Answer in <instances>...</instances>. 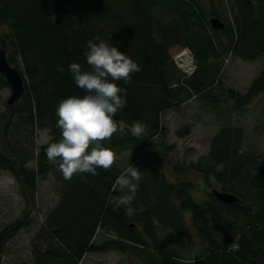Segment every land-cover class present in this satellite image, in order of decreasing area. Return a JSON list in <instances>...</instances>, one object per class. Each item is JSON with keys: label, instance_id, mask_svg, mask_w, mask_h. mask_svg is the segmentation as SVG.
I'll return each instance as SVG.
<instances>
[{"label": "trees", "instance_id": "1", "mask_svg": "<svg viewBox=\"0 0 264 264\" xmlns=\"http://www.w3.org/2000/svg\"><path fill=\"white\" fill-rule=\"evenodd\" d=\"M221 3L227 10L228 4ZM231 4L232 16L215 5L208 12L200 0H0V46L8 47L7 57L25 81L21 96L11 104L7 101L0 113V167L20 180L26 202L21 215L0 230V257L5 241L35 219L38 177L57 166L45 155L48 143L60 139L55 109L61 99L83 94L68 66L78 61L88 67L83 53L89 40L99 37L116 45L141 69L129 83L119 82L126 91V105L114 119L128 125L139 122L145 134L137 138L128 132L114 133L103 142L112 152L132 147L141 157L145 147L154 146L156 136L164 141L167 129L162 114L193 95L214 104L231 99L243 110L264 93V68L246 92L227 85L222 78L224 58L230 53L244 59L264 54V0H232ZM158 11L171 14L160 27L159 39L155 36ZM214 15L223 20L224 28L212 26ZM3 27L9 29L10 36ZM177 44L193 52L196 67L190 75L177 71L170 53ZM7 85L0 72V89ZM42 128L51 136L39 146L35 157L33 138L35 130ZM178 133L189 134L190 126L181 127ZM243 143L242 126L221 127L212 137L213 162L203 167L207 180L213 173L221 190L240 196L231 203L219 200L211 190L209 197L199 202L189 191L192 181H173L153 169L141 178L135 192L144 209L128 215L125 206H118L115 182L122 168L116 164L108 170L97 169L94 176L78 174L71 181L64 180L61 173L60 198L36 234L33 257L21 264H78L89 251L126 252L129 244L160 251L164 264H183L163 252L153 227L157 218L164 227L183 235L186 227L181 210L185 208L190 209L204 244L206 264H264V165L252 153L243 152ZM33 157L36 168L27 166ZM174 169L184 171L185 166L176 164ZM245 172L259 201L256 208L237 190L236 182ZM138 222L142 230L136 226ZM143 231L152 239V247ZM97 232L109 236L97 242ZM147 254L149 264H162Z\"/></svg>", "mask_w": 264, "mask_h": 264}, {"label": "rangeland", "instance_id": "2", "mask_svg": "<svg viewBox=\"0 0 264 264\" xmlns=\"http://www.w3.org/2000/svg\"><path fill=\"white\" fill-rule=\"evenodd\" d=\"M200 1L208 12L214 5L219 10L222 8V0ZM224 1L228 4V8L227 10L222 9L225 14L232 16V0ZM170 17L171 14L167 11L157 12L158 25L155 36L158 39L161 36L160 27ZM3 30L10 36L8 28L3 27ZM183 48L185 47L180 44L170 48L174 62L176 59L180 67L185 66L179 60V54ZM188 48L189 54L194 58L192 50L190 47ZM193 62L195 63V61ZM263 68L264 54L256 59H244L230 53L224 58L222 78L227 85L246 92ZM177 71L182 75L181 70L178 69ZM10 94L11 87L9 85L0 89V113L5 109ZM161 121L167 129L166 138L162 141L160 136H156L154 146L145 147L141 157H137L136 151L132 147H121L113 151V164L122 168V173L132 164L141 171V178L154 169L173 181H192L193 186L189 191L197 201L201 202L209 197L208 191L212 188L221 190V184L213 173L209 174L208 180L206 179L203 167L212 164L213 159L210 155L212 137L225 125L243 127V152L252 153L257 162L264 165V93L258 94L243 110H238L231 99H225L214 104L199 95H193L186 103L166 110L162 114ZM188 126H190L189 134L180 135L178 133L181 127ZM50 136V132L46 128L35 130L33 138L35 157L39 152V146L47 142ZM35 157L28 161V167L36 168L37 160ZM198 161L201 162L196 164ZM59 163L60 161L57 160L56 167L51 169L47 175L38 177L36 206L33 209V212H36L35 219L5 241L0 264H21L33 257V243L36 234L39 232L47 213L60 198L61 181H59V177H61V172L59 171ZM176 164H183L185 170L176 171L174 169ZM248 180L249 174L245 172L242 180L236 182L237 190L245 194L242 199L246 203H250L256 208L259 201L256 199L253 188L249 186ZM116 188L121 199L122 195L126 193L122 192L118 185ZM131 196L132 199L128 207H131L133 212L143 210L144 203L139 194L134 193ZM25 205L20 180L8 169L0 167V230L13 223L21 215ZM181 213L186 233L179 235L176 230L164 227L157 218H154V237L163 247V252L172 255L179 262L183 264H206L203 259L204 244L194 224L191 211L189 208H185L181 210ZM136 224L142 230V225L139 222ZM104 232H97L95 241L99 242L109 236ZM142 233L148 240V245L152 247V239L145 231ZM147 248L129 244L126 252L117 250L89 251L84 254L78 264H149V254L147 253L164 264L160 251H149Z\"/></svg>", "mask_w": 264, "mask_h": 264}, {"label": "clouds", "instance_id": "3", "mask_svg": "<svg viewBox=\"0 0 264 264\" xmlns=\"http://www.w3.org/2000/svg\"><path fill=\"white\" fill-rule=\"evenodd\" d=\"M83 56L87 68L78 61L68 66L71 78L82 95H70L58 101L55 116L60 139L49 142L45 155L49 162L59 163L64 180L71 181L78 174L97 175V169L108 170L114 163V153L104 141L114 133L128 132L133 137L145 134V127L137 122L128 125L116 121L118 110L126 105V91L119 84L129 83L140 66L116 45L95 37L86 44ZM141 180V171L130 164L117 178L116 184L126 194L118 201L128 207Z\"/></svg>", "mask_w": 264, "mask_h": 264}, {"label": "water", "instance_id": "4", "mask_svg": "<svg viewBox=\"0 0 264 264\" xmlns=\"http://www.w3.org/2000/svg\"><path fill=\"white\" fill-rule=\"evenodd\" d=\"M211 24L214 28H224L225 23L219 16H212L210 18ZM8 47L3 44L0 46V72L3 73L7 84L11 87V94L8 98V103L15 102L23 93L25 81L23 74L16 65H13L7 57ZM211 192L221 201L231 203L238 199V196L234 192L220 190L218 188H212Z\"/></svg>", "mask_w": 264, "mask_h": 264}, {"label": "bare ground", "instance_id": "5", "mask_svg": "<svg viewBox=\"0 0 264 264\" xmlns=\"http://www.w3.org/2000/svg\"><path fill=\"white\" fill-rule=\"evenodd\" d=\"M190 54H189V48L185 47L183 48V50L181 51V53L179 54V60H181L185 65H190L192 59L190 58Z\"/></svg>", "mask_w": 264, "mask_h": 264}, {"label": "built area", "instance_id": "6", "mask_svg": "<svg viewBox=\"0 0 264 264\" xmlns=\"http://www.w3.org/2000/svg\"><path fill=\"white\" fill-rule=\"evenodd\" d=\"M191 59H192V61H191V64L189 65H185L184 67H181V69L183 70V72L185 73V74H187V75H190L193 71H194V69H195V67H196V64L193 62L194 60H193V58L192 57H190ZM176 60V59H175ZM181 61V60H180ZM177 62V64L180 66V64L178 63V61H176ZM182 64V63H181Z\"/></svg>", "mask_w": 264, "mask_h": 264}, {"label": "crops", "instance_id": "7", "mask_svg": "<svg viewBox=\"0 0 264 264\" xmlns=\"http://www.w3.org/2000/svg\"><path fill=\"white\" fill-rule=\"evenodd\" d=\"M186 103V102H185Z\"/></svg>", "mask_w": 264, "mask_h": 264}]
</instances>
